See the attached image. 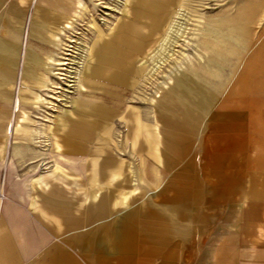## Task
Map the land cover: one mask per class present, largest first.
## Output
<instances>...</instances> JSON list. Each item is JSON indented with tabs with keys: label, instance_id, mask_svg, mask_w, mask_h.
I'll return each mask as SVG.
<instances>
[{
	"label": "rangeland",
	"instance_id": "obj_1",
	"mask_svg": "<svg viewBox=\"0 0 264 264\" xmlns=\"http://www.w3.org/2000/svg\"><path fill=\"white\" fill-rule=\"evenodd\" d=\"M66 3L73 8L69 20L57 29L58 39H44L49 53L40 54V68L33 66L36 74L27 81L10 159L22 161V175L41 155L34 160L47 164L30 173L37 178L55 169L50 154L77 161V171L45 178L48 187L32 186L22 205L58 227L60 238L65 232L79 256L83 249L97 252L99 243L117 246L125 258L131 246L177 242L180 230L193 233L194 212L200 211L193 169L198 122L228 89L264 87V0ZM184 4L189 9L179 12ZM209 19L226 21L218 38L228 39L231 51L204 59L200 32ZM211 46L221 50L216 42ZM110 48L124 50L127 60L103 64ZM185 56L191 60H180ZM112 73L119 74L117 82L106 79ZM100 97L107 105L104 119L97 113L105 105ZM133 114L142 121L136 148L129 134ZM81 122L94 127L73 139ZM15 184L11 196H24L22 184Z\"/></svg>",
	"mask_w": 264,
	"mask_h": 264
},
{
	"label": "crops",
	"instance_id": "obj_2",
	"mask_svg": "<svg viewBox=\"0 0 264 264\" xmlns=\"http://www.w3.org/2000/svg\"><path fill=\"white\" fill-rule=\"evenodd\" d=\"M66 2L0 0V264H264L263 86L241 93L228 89L198 122L193 169L194 186L200 192L195 208L200 211L194 212L193 233L180 230L177 242L163 239L143 245L142 250L131 246L125 258L117 246L111 250L99 243L97 252L83 249L79 256L65 232L60 238L58 227L42 222L22 205L21 200L31 198L32 186L48 187L45 178L62 176L68 169L77 171V161L50 154L49 163H55V169L37 178L30 173L47 164L44 158L34 160L41 155L31 158V170L22 175V161L10 159L13 124L26 107L27 81L36 74L33 66L35 72L40 68V54L48 52L44 39H58L57 29L69 20L73 8ZM110 50L103 64L115 66L127 60L124 50ZM118 76L112 73L106 79L117 82ZM102 98L105 105L98 108L99 119L106 118ZM130 121L131 144L136 148L142 121L135 114ZM76 125L73 139L88 135L94 127ZM44 126L41 123V139L47 137ZM12 183L22 184L24 196H11ZM140 250L145 252L139 254Z\"/></svg>",
	"mask_w": 264,
	"mask_h": 264
},
{
	"label": "bare ground",
	"instance_id": "obj_3",
	"mask_svg": "<svg viewBox=\"0 0 264 264\" xmlns=\"http://www.w3.org/2000/svg\"><path fill=\"white\" fill-rule=\"evenodd\" d=\"M186 9H189L187 7L186 4L182 5L181 8L178 10L179 12H182V10H186ZM177 11V12H178ZM178 15H180L179 13H177ZM178 18V17H177ZM176 18V19H177ZM200 19H204V18H200ZM223 20V19H222ZM222 20L217 19H209V25L206 26L205 29H201V37L200 39L204 40L202 42V49H203V52L205 54V56H202V58L205 59V57H208V56H213L215 54H219V52H230L231 49H230V45L228 44V39H219L218 38V35H219V32L222 30V28L220 27L221 25L224 24V22L226 23V21H224L222 23ZM175 20L171 22L170 25L174 24ZM183 23V22H182ZM177 24V22H176ZM185 24V23H184ZM175 25V24H174ZM178 25V24H177ZM180 28V27H179ZM221 28V29H220ZM180 30V29H179ZM175 32V31H174ZM199 38V37H198ZM168 39H164V42H167ZM198 40V39H197ZM213 42H216L219 46V48L221 47V50H216L215 48L213 49L212 48V43ZM170 45V44H169ZM200 46V45H199ZM201 48V47H200ZM198 49V48H197ZM196 52V51H195ZM183 55V54H182ZM173 57V56H172ZM180 57V56H178ZM163 58V57H162ZM165 58V57H164ZM185 58H187L186 60H191L189 56H185V57H182V59L180 60H184ZM161 61V60H160ZM168 61V60H167ZM159 63V62H158ZM166 64V63H165ZM160 68V67H159Z\"/></svg>",
	"mask_w": 264,
	"mask_h": 264
}]
</instances>
